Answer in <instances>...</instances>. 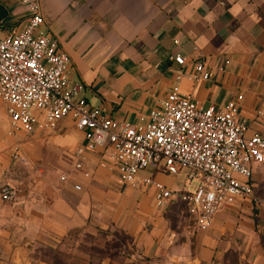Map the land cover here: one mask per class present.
Returning a JSON list of instances; mask_svg holds the SVG:
<instances>
[{
	"label": "crops",
	"instance_id": "1",
	"mask_svg": "<svg viewBox=\"0 0 264 264\" xmlns=\"http://www.w3.org/2000/svg\"><path fill=\"white\" fill-rule=\"evenodd\" d=\"M39 1L45 28L70 57V79L105 116L147 124L179 85L204 109L242 96L248 136L264 135V0ZM0 3L9 10L0 37L24 30L22 0ZM200 61L209 79L194 78ZM9 129L0 101V264H264L262 214L251 199L222 207L200 230L178 198L157 208L153 186L133 188L101 166V151L85 150L76 169L84 134L71 121L52 131ZM178 174L161 163L139 176L184 191ZM5 187L14 200L3 199Z\"/></svg>",
	"mask_w": 264,
	"mask_h": 264
},
{
	"label": "built area",
	"instance_id": "2",
	"mask_svg": "<svg viewBox=\"0 0 264 264\" xmlns=\"http://www.w3.org/2000/svg\"><path fill=\"white\" fill-rule=\"evenodd\" d=\"M22 4L30 13L25 29L0 37V101L10 119V136L52 131L69 120L84 134V146L75 153L76 169L83 167L85 150L101 151L105 160L101 166L116 169L133 188L153 186L157 208L178 198L200 230L211 227L222 207L238 200L256 201L253 166L264 165V135L248 136L246 121L238 113L242 96L204 109L175 85L150 112L147 124L107 117L83 96L85 86L70 79V57L45 28L40 1ZM174 62L183 65L185 58L176 57ZM200 76L210 78L203 61L195 64L194 78ZM257 117L264 119V111ZM18 152L15 147L16 159ZM161 163L171 175L188 170V179L197 178L198 186L175 192L150 177L140 178L141 171ZM2 197L12 201L16 192L5 187Z\"/></svg>",
	"mask_w": 264,
	"mask_h": 264
},
{
	"label": "rangeland",
	"instance_id": "3",
	"mask_svg": "<svg viewBox=\"0 0 264 264\" xmlns=\"http://www.w3.org/2000/svg\"><path fill=\"white\" fill-rule=\"evenodd\" d=\"M199 180L194 178L189 180L186 170H182L176 179V188L183 190H191L198 186ZM253 193L256 201L253 203L256 207L257 214H262L260 218H256V222L264 226V165L253 166ZM179 191V190H177Z\"/></svg>",
	"mask_w": 264,
	"mask_h": 264
},
{
	"label": "water",
	"instance_id": "4",
	"mask_svg": "<svg viewBox=\"0 0 264 264\" xmlns=\"http://www.w3.org/2000/svg\"><path fill=\"white\" fill-rule=\"evenodd\" d=\"M9 16V10L0 3V22L6 20Z\"/></svg>",
	"mask_w": 264,
	"mask_h": 264
}]
</instances>
